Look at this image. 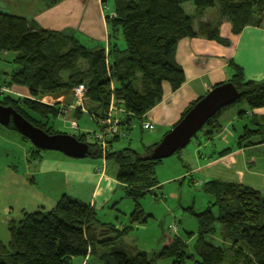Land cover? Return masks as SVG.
<instances>
[{"label": "trees", "instance_id": "1", "mask_svg": "<svg viewBox=\"0 0 264 264\" xmlns=\"http://www.w3.org/2000/svg\"><path fill=\"white\" fill-rule=\"evenodd\" d=\"M62 1L46 3L54 6ZM185 2H193L195 14L184 10ZM113 6L105 16L108 41L95 46L82 43L72 33L45 28L34 18L0 11V55L14 53L15 64L5 72L8 77L0 81V103L13 106L49 133L60 132L50 120L61 115L63 104L47 103L42 98L85 84L86 112L99 125L114 102L124 109L121 124L127 136L133 120L144 119L162 101L165 81L173 90L185 82L184 69L175 58L182 38L202 33L227 42L219 30L218 20L223 17L229 19L234 33L248 25L264 26V0H114ZM209 7L216 8L218 20L201 19ZM197 18L198 30L194 28ZM232 68L229 81L242 94L211 117L202 130H220L219 117L238 102L246 101L251 109L264 106V79L247 78L243 66L235 61ZM12 85L26 86L29 94L7 93ZM200 98L184 110L180 119ZM83 113L74 109L72 117ZM255 125L244 126L238 147L264 142V127ZM6 127L17 130L13 123ZM87 135L84 132L75 136L91 145L89 156L101 157L100 144L89 142ZM254 136L260 139L253 140ZM119 138L111 140L110 145L113 147ZM156 145H148L146 154L128 146L107 154V160L118 165L117 180L135 201L131 224L118 227L114 222L102 221L92 204L64 193L53 208L24 209L19 220L8 222L10 240L7 244L0 241V264H72L78 256L86 259L91 255L108 264H163L166 258H171L167 264H187V259L194 260V264H264V195L242 182L213 179L205 183L215 200L202 211L191 210L198 221L194 253L188 251L180 235H164L160 250L152 253L124 241L133 223L144 222L149 216L139 199L158 184L154 172L159 159L151 158ZM33 152L40 153L41 148L33 145ZM216 234L224 244L213 242Z\"/></svg>", "mask_w": 264, "mask_h": 264}, {"label": "crops", "instance_id": "2", "mask_svg": "<svg viewBox=\"0 0 264 264\" xmlns=\"http://www.w3.org/2000/svg\"><path fill=\"white\" fill-rule=\"evenodd\" d=\"M101 1L103 4L107 3L106 0ZM99 2L100 0H98ZM0 11L34 18L45 28L72 33L81 42L84 40L82 43L88 46H95L98 43H107L108 41L106 13L99 9L100 15L96 17V13H94L95 8L93 10L88 7V0H63L54 6H48L46 0H0ZM214 16V19L218 20L217 15L215 14ZM95 18H97V21H95ZM208 18L210 16L205 12L201 19L206 20ZM198 21L197 24H194L196 30H198ZM218 21L220 35L226 38L227 42L224 43L216 39H210L202 33L195 37H184L178 42L175 58L183 67L186 79L178 90H173L171 84L165 81L163 83L162 101L145 114V119L155 124L152 133V144L156 143L157 139L164 136L180 120L184 110L193 101L205 95L216 84L230 80L234 73L232 62L235 61L243 66L247 78L255 80L264 79V26L248 25L240 33H234L232 24L228 18L223 17ZM3 56H6V54H3ZM6 77L8 76L6 75ZM8 90L6 91L7 93L15 96H26L29 94L26 86L12 85ZM42 100L47 103L60 102L67 107L76 103L73 90L59 92L56 95H47ZM241 110L245 112L242 113L238 109H231L227 113H222L219 117L221 122L220 130L213 131L211 127H205L202 130V135L197 139V150L201 147L207 148L212 145L218 136L222 138L227 146L221 150L214 149V151L202 153L199 156L196 170L213 169L218 164H222L226 167L224 173L233 176L238 175V179H241L242 177L239 175L237 166L232 167L234 164L231 162L234 157L239 153L247 154L249 148L250 151L251 148H254L260 154H264V149L260 151V148L264 147V142L238 147L235 146L238 143L237 139V142L231 146V135L234 134L232 126L240 118L247 117L251 123H259L264 127V106L251 109L247 102H245ZM157 128L158 133H155ZM233 129L236 132V129ZM31 144L32 155L30 159L34 161H29L31 164H35V171H32L33 176L30 179L31 184L36 183V176L38 174L46 176L47 181L52 180V178L53 180H59L60 183L57 185L62 186V193L70 194L73 197L92 204L95 208L99 199V202L102 200L103 205L113 198L114 186L119 181L116 175L110 174L107 170L108 164L112 160L107 161L108 164L106 163V167L102 171L103 161L101 164L100 160L96 159L79 160L57 150H52L56 151V153L46 156L42 154V151L40 153L33 152L34 144ZM246 154L245 157L248 159ZM223 162L230 164V166H226ZM14 169L17 168L15 167ZM14 169H12L11 174L20 176L18 172L14 173L16 171ZM249 172L254 175L264 176V169L259 171L257 168L254 170L250 168ZM209 180L213 179L207 178V181ZM59 197L56 196L49 199L38 192L35 197L27 201L25 210H28L27 206L32 205L33 202L34 205L38 203V209L42 207L53 208ZM98 206L100 205L98 204ZM21 217L22 215H20ZM8 240H10V233L0 238L2 242Z\"/></svg>", "mask_w": 264, "mask_h": 264}, {"label": "rangeland", "instance_id": "3", "mask_svg": "<svg viewBox=\"0 0 264 264\" xmlns=\"http://www.w3.org/2000/svg\"><path fill=\"white\" fill-rule=\"evenodd\" d=\"M106 2L103 4L101 0L99 3L98 0H88V7L93 10L95 8L94 13H96L95 16L97 17L100 15L99 9L106 14L112 12L114 0H106ZM183 8L189 14H195L196 12L193 2H185ZM206 12L210 16V19H214V15H217L215 7L207 8ZM95 21H97V18H95ZM197 21L198 19H195L194 24H197ZM99 28L102 29L100 26ZM121 42L124 47V41L122 40ZM13 57L14 53L6 54V56L0 55V81L6 78V71H11L15 67V64L12 62ZM2 98L3 94L0 95V100ZM245 102H238L225 109L223 113H227L231 109H238L240 111ZM70 115H74L73 111ZM71 119L76 120L79 125L77 129L72 125ZM141 122L142 120L140 119L133 120L128 136L121 137V139L115 141L113 148L121 149L128 146L139 154H146L148 145L152 144L153 130L142 128ZM50 124L56 130L69 134L79 135L87 132V140L89 142L94 141L92 135L98 130L96 121L87 112L77 118L70 117L68 119L61 116L52 118ZM246 124L252 128L256 127L247 117L240 118L234 122L232 126L234 134L231 135V146L237 142ZM233 128L236 129V132ZM155 133H158V128ZM201 133L202 129L197 132L185 148L179 149L170 157L156 161L154 178L158 184L139 199L141 208L149 216L144 222L136 221L133 223V229L124 238V241L130 246L152 253L160 250L164 235H180L187 242L188 251L194 253V247L198 239V221L191 210L193 209L196 212L202 211L215 200L213 194L205 188L207 178L242 182L254 186L264 195V176L254 175L249 172L250 168L253 170L257 168L259 171L264 169V154H260L254 148H251V151L249 148L247 154L245 153L248 159H246L244 153H239L231 162L234 164L232 167L237 166L239 175L242 177L241 179H238V175H235L234 172L233 174L235 176L224 173L226 167L222 164H218L213 169L208 168L204 171L196 170L199 156L202 153L211 150L214 151V149L221 150L227 146L222 138L218 136L212 145L207 148L201 147L197 150L198 145L196 143L199 136L202 135ZM161 138L155 142L158 143ZM252 139L258 140L260 136H254ZM31 143V140H24L19 131L9 129L0 124V238H3L4 235H9L8 222L14 219L19 220L20 215H22L21 212H23L21 210L26 209L27 201L35 197L38 192L49 199L52 197L55 198L56 196L61 197L64 194L62 193V186L57 185L60 181L53 180V178L47 181L46 176L38 174L36 176V183L31 184L30 179L33 176L32 171L35 168V164H31L29 161L33 160L30 159L32 155ZM263 149L264 147H261L260 151H263ZM41 151L46 156L51 155V153H56V151L47 149H41ZM75 159H96L100 160L102 164L101 157L93 158L87 156L85 158ZM225 165L230 166V164ZM117 166V163L112 160L108 164V172L112 175H117ZM15 167L17 169H14ZM12 169L16 170L14 173L18 172L20 176L11 174ZM223 174L225 175L223 176ZM99 200L97 202L100 206L98 204L96 206L99 219L106 222H114L118 227L131 224V214L135 210L136 204L134 199L127 195L124 185L117 182L113 189V198L105 204L102 205V200L101 202ZM37 204L34 205L33 202L32 205H28V210L33 211L38 209ZM50 208L46 207L45 209ZM214 236V243L224 244L219 235L216 234ZM8 242L9 240L4 243L7 244ZM170 261L171 258H166L161 263L167 264ZM82 263L108 264L100 260L96 255H91L86 259L78 256L72 261V264ZM187 264H194V260L187 259Z\"/></svg>", "mask_w": 264, "mask_h": 264}, {"label": "water", "instance_id": "4", "mask_svg": "<svg viewBox=\"0 0 264 264\" xmlns=\"http://www.w3.org/2000/svg\"><path fill=\"white\" fill-rule=\"evenodd\" d=\"M241 94L231 81L214 86L162 137L154 147L151 158H167L185 148L211 117L235 102ZM10 123L38 148L57 150L74 158H85L90 154L91 145L74 134L49 133L25 118L13 106L0 103V124L8 126Z\"/></svg>", "mask_w": 264, "mask_h": 264}, {"label": "built area", "instance_id": "5", "mask_svg": "<svg viewBox=\"0 0 264 264\" xmlns=\"http://www.w3.org/2000/svg\"><path fill=\"white\" fill-rule=\"evenodd\" d=\"M6 88H3V90ZM86 91L87 88L85 84H79L73 88V94L75 97V102L73 105L67 107L65 104L62 105L61 117L63 118H70L72 117L71 112L74 109H81V111L86 112L85 102H86ZM124 112V109L118 108L114 102L111 103L107 116L100 121L98 125V130L94 132L92 138L94 141H97L102 150V171L106 167L107 163V154L113 151V147L110 145V141L117 137H124L126 135L125 130L122 127L121 121L122 116L121 114ZM73 118V117H72ZM72 125L77 129L79 125L77 124L76 120L71 119ZM141 126L147 130H154L155 124L148 120L142 119Z\"/></svg>", "mask_w": 264, "mask_h": 264}]
</instances>
